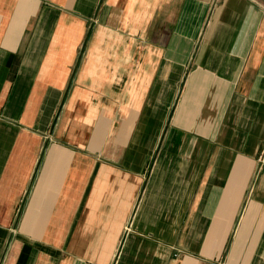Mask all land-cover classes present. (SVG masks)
Segmentation results:
<instances>
[{"label":"crops","instance_id":"0c3cea01","mask_svg":"<svg viewBox=\"0 0 264 264\" xmlns=\"http://www.w3.org/2000/svg\"><path fill=\"white\" fill-rule=\"evenodd\" d=\"M263 0H0V264H264Z\"/></svg>","mask_w":264,"mask_h":264},{"label":"rangeland","instance_id":"374dc122","mask_svg":"<svg viewBox=\"0 0 264 264\" xmlns=\"http://www.w3.org/2000/svg\"><path fill=\"white\" fill-rule=\"evenodd\" d=\"M260 160L264 161V152L261 154V156L259 157Z\"/></svg>","mask_w":264,"mask_h":264},{"label":"water","instance_id":"95a60500","mask_svg":"<svg viewBox=\"0 0 264 264\" xmlns=\"http://www.w3.org/2000/svg\"><path fill=\"white\" fill-rule=\"evenodd\" d=\"M264 1V0H263Z\"/></svg>","mask_w":264,"mask_h":264}]
</instances>
